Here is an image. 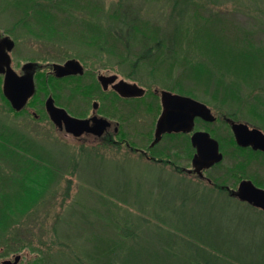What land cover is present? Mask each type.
I'll return each instance as SVG.
<instances>
[{
	"label": "rangeland",
	"instance_id": "374dc122",
	"mask_svg": "<svg viewBox=\"0 0 264 264\" xmlns=\"http://www.w3.org/2000/svg\"><path fill=\"white\" fill-rule=\"evenodd\" d=\"M25 2L0 0L14 71L68 59L87 71L61 92L59 83L41 85L37 102L52 92L80 101L89 89L82 100L90 103L94 76L116 74L264 130V0H51L36 19L25 16ZM125 109L115 105V118ZM149 117L139 110L124 125L135 147H147ZM214 134L223 140L225 131ZM226 145L207 175L230 183L237 165L264 185V160L246 168L250 156ZM178 151L173 159L186 165ZM17 255V264H264V212L123 145L65 138L43 105L16 112L0 94V264Z\"/></svg>",
	"mask_w": 264,
	"mask_h": 264
},
{
	"label": "flooded vegetation",
	"instance_id": "af4514ba",
	"mask_svg": "<svg viewBox=\"0 0 264 264\" xmlns=\"http://www.w3.org/2000/svg\"><path fill=\"white\" fill-rule=\"evenodd\" d=\"M0 37L1 34H0ZM34 64V67L29 71L32 75V80L34 83V94L27 100L24 107L20 111L21 112L24 109H26L29 105H43L44 112L51 123V125L59 131L60 134H62L65 138H71L74 139L79 144H93L96 147L103 146V147H117L123 145L130 154L137 155L144 159L146 162H150L152 164H159L164 167L171 168L174 172L179 174H184L187 177H194L196 180H199L201 182H204L206 186L213 190H218L220 192H223L226 194L231 200L238 201L240 203H246L241 200H239L237 197L232 195V191L236 190L239 183L241 181H251L252 184L258 188L264 189V185L261 183H257V180H254V170L253 176L249 175L248 177L243 175L242 171L238 169V166H232V181L230 183H227L225 180L223 182L217 181L215 178H212L211 176L207 175V172L211 169H214L218 167L223 160L226 158V152H225V143H227V147L231 148L232 153H238V155L246 154L250 156V161L248 162H242L241 165H245L246 168L251 165L254 166V163L259 165L260 167L263 164L262 160H264V150H261L260 148H254V138L264 137V130L260 127H256L253 124H250L246 121H240L236 120L230 116L221 115L220 117L215 115L211 108L208 105H205L209 110L210 114L213 116V120H206L200 116H194L193 122L188 131H182V130H170V131H164L161 133L160 139L155 144H152L154 140V134L156 130V123L159 117L163 113V105L161 102V92L167 91L171 94H177L173 93L170 90L165 89H158L156 87H146V86H140L136 84L135 82H129L123 79H118L116 74H101L97 73L94 76L93 82L96 88L92 91V100L89 103L83 102V98H87L86 91H89L84 89V92L79 94V98H82L80 101L76 96H72L70 94H62L61 99L57 98L54 93H48L47 96H45L43 99H39L38 102L35 100V97L38 96V89L41 88V85L45 87H49V81L54 83H59L60 86H58L59 92L62 91L61 84H66L65 88H68L70 86V83H77L79 84L81 81L80 79L83 78V76L87 73V71L83 68V73L81 75H67L62 77L55 76L53 69L51 68V64H44V65H37L36 63L32 62ZM18 75L24 74V72L21 70L16 71ZM99 76H104L105 78H109L112 76H116V78L112 81L109 80H99ZM79 80V81H78ZM125 81L127 83L136 84L138 87L142 89V93L140 95H122L117 88H115V85L119 81ZM2 83H3V75L0 74V94L1 98L5 97L2 93ZM62 85V87H64ZM57 88H55L56 90ZM77 91V90H76ZM179 95V94H178ZM183 96V95H181ZM48 97L52 98L53 105L57 108H61L66 111V113L72 117L79 118V119H89V126L93 129V131H87L82 132L79 136H73L72 134L66 133L64 128L58 129L50 120L48 113L45 110V101ZM89 97V96H88ZM188 97V96H185ZM63 98V99H62ZM190 98V97H189ZM8 105L9 102L5 99ZM69 105H74L75 107V113H73L70 110ZM85 105V106H84ZM87 105V106H86ZM90 105V107L88 106ZM115 105H127L128 109H125L122 113V119L115 118L114 113V106ZM132 106V107H131ZM131 107V108H130ZM177 105H172V108H176ZM145 111V114H149L150 119V126L151 129L149 130L150 139L147 147L145 149L138 148L134 146V143H131V140L129 138L130 132L126 131L124 129V125H128V121L135 120L137 116V112ZM185 112L189 113V110H185ZM33 115L36 116L34 113ZM92 118H95V122L92 121ZM152 118V119H151ZM98 123V124H97ZM183 122L179 123L181 126ZM215 126L213 128H210L212 125ZM233 124H243L245 126L244 128H240V133H238V136L240 137V140L243 142H248L247 144L243 145L238 143L237 138L232 130ZM63 127L64 124L62 123ZM218 126V127H217ZM218 128V131H225V134H219L224 139L217 138L214 134V130ZM197 133H207L209 138L213 139L218 148V152L221 154V160L217 163L212 164L211 166L205 168H201L199 174L198 172L194 171L192 166V159L194 155L197 153V146L202 145L204 143V136L198 135V139L195 140V142H192V136ZM259 134L255 136V134ZM131 136V135H130ZM225 142V143H224ZM163 144V145H161ZM180 144V145H178ZM161 145V147H164V153H160L158 155H155V150L158 149V147ZM179 148L182 150H185L186 156V165L180 166L178 164V161L174 160V153L179 152ZM170 154V155H169ZM174 154V155H173ZM176 156V155H175ZM244 160V159H243ZM242 161V160H241ZM264 179V178H263ZM263 186V187H261ZM247 204V203H246ZM249 205V204H247ZM251 208H255L251 205H249ZM258 209V208H255ZM260 210V209H258ZM262 211V210H260ZM264 212V211H263Z\"/></svg>",
	"mask_w": 264,
	"mask_h": 264
},
{
	"label": "water",
	"instance_id": "95a60500",
	"mask_svg": "<svg viewBox=\"0 0 264 264\" xmlns=\"http://www.w3.org/2000/svg\"><path fill=\"white\" fill-rule=\"evenodd\" d=\"M13 47L14 41L12 39L6 36L0 37V74L3 75L2 93L9 102L10 107L14 111H20L27 100L34 94V83L32 75L29 72L34 67V64L32 62L23 64L21 70L24 74L18 75L11 66L10 52ZM51 68L57 77L76 74L81 75L83 73V66L75 59H68L62 64L52 63ZM115 78L116 76L109 78L99 76L100 81L104 79L112 81ZM115 88H117L122 95L138 96L142 93V89L136 84L127 83L122 80L116 83ZM161 102L163 105V113L157 120L152 144L159 141L161 133L164 131H188L192 125L194 116H200L206 120H213V116L210 114V110L205 104L192 98L162 91ZM172 105H177V107L174 109ZM186 109L189 110V113L185 112ZM45 110L52 123L60 130L64 128L66 133L79 136L82 132L93 131L89 126V119H79L68 115L65 110L53 105L51 97H48L45 101ZM92 121L95 122V118H92ZM181 122H183L182 126L179 124ZM240 128L245 129V126L243 124L232 125V130L238 143L245 145L248 142H244V139L242 142L238 136ZM198 135L204 136V143L197 146V153L192 159V166L194 171L201 174L200 169L203 167L207 168L219 162L221 160V154L218 152L216 142L209 138L207 133L194 134L192 136L193 143L198 139ZM257 135L259 134L256 133L255 136ZM260 136L261 135L257 136L259 140L258 138H254V148L264 150V137ZM232 195L264 211V189L254 186L251 181H241L237 189L232 191ZM19 260L20 256L17 255L13 258V261L3 260L1 264H17Z\"/></svg>",
	"mask_w": 264,
	"mask_h": 264
},
{
	"label": "trees",
	"instance_id": "16d2710c",
	"mask_svg": "<svg viewBox=\"0 0 264 264\" xmlns=\"http://www.w3.org/2000/svg\"><path fill=\"white\" fill-rule=\"evenodd\" d=\"M49 1H51V0H49ZM49 1L48 0H44V1H41V0H27V2H25L26 5H25V7L23 9V12L25 13V16H29L30 15V18H33V19H36L38 17V15H40V14H42L44 16H48L50 7L46 3L49 4ZM52 1H54V0H52ZM31 12H33V13H31ZM123 15H125V12L123 13ZM126 30H127L126 31V35L130 34L133 31L131 26H128V25H126ZM174 39H178V38L174 37ZM166 42H167V44L169 46H171V43H172L171 37ZM154 48H158V46L156 45V46H154ZM249 52L245 51V55H248V54L250 55ZM246 60H249V61L252 60L253 61V59H251V58L246 59ZM257 60L258 59L254 57V64L257 63ZM206 263H208L207 260H206Z\"/></svg>",
	"mask_w": 264,
	"mask_h": 264
}]
</instances>
